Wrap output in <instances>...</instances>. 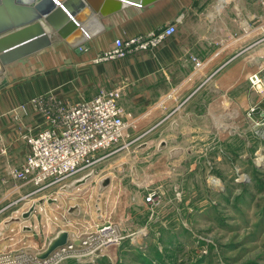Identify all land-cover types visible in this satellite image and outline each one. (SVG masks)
Wrapping results in <instances>:
<instances>
[{
    "label": "crops",
    "instance_id": "crops-1",
    "mask_svg": "<svg viewBox=\"0 0 264 264\" xmlns=\"http://www.w3.org/2000/svg\"><path fill=\"white\" fill-rule=\"evenodd\" d=\"M178 15L183 19L176 34L153 52L94 62L116 38L146 34ZM85 23L87 37L80 45L56 41L8 65L0 75V139L8 150L7 157L0 154V170L20 165L27 153L26 143L15 140V123L5 115L43 94L77 102L122 88L119 104L141 127L135 134L158 138L154 153L169 149L191 175L200 170L194 148L202 153L204 142L198 140L211 137V124L230 144L232 136L238 138L239 127L245 135L246 122L264 119V96L254 93L249 83L253 74L264 78V5L259 0H157L145 7L127 5L108 16L93 14ZM23 121L39 125L42 119L30 114ZM217 123L235 128L220 131ZM34 190L21 186L20 194L30 195L25 205L0 214L1 248L5 231L19 218L31 219L38 206L49 209L57 202L51 194L37 196L49 189L32 194ZM34 204V212L24 217Z\"/></svg>",
    "mask_w": 264,
    "mask_h": 264
},
{
    "label": "rangeland",
    "instance_id": "rangeland-1",
    "mask_svg": "<svg viewBox=\"0 0 264 264\" xmlns=\"http://www.w3.org/2000/svg\"><path fill=\"white\" fill-rule=\"evenodd\" d=\"M251 122L243 126L245 135L239 127L238 138L228 140L230 148L212 124L211 137L198 140L204 142L202 153L208 148L212 158L221 155L210 171L221 179L219 187L210 184L215 179L207 177L202 157L200 170L191 175L169 149L154 153L158 138L137 136V123L125 144L99 153L97 162L64 182L63 190L56 185L47 195L37 194H51L57 202L49 209L34 204L31 219L11 225L0 259L33 264L58 232L67 231L69 242L88 240L91 249L57 256L53 264H264V186L258 191L250 177L252 165L264 175V133L254 123L264 124V119ZM194 149L198 161L202 153ZM241 174L247 178L240 179ZM150 192L159 196L156 207L144 202ZM140 229L145 234L137 236ZM107 232L113 242L104 246Z\"/></svg>",
    "mask_w": 264,
    "mask_h": 264
},
{
    "label": "built area",
    "instance_id": "built-area-1",
    "mask_svg": "<svg viewBox=\"0 0 264 264\" xmlns=\"http://www.w3.org/2000/svg\"><path fill=\"white\" fill-rule=\"evenodd\" d=\"M259 1L264 5V0ZM182 19L183 15H178L172 22L146 34L120 36L114 40L111 49L97 56L94 62L123 60L131 54L153 52L176 34ZM249 83L253 91L264 96V78L253 74L249 77ZM122 92V88L116 87L101 91L90 100L77 102H62L54 95L43 94L11 108L5 116L15 123L17 133L15 140L16 142L23 140L26 143L27 153L20 165H8L3 171L0 170V214L30 196L20 194L21 186L34 188L32 194L56 185L63 188L65 181L97 162L95 158L99 153L112 150L118 144H125L131 138L130 130L136 129V121L119 104ZM30 114L39 115L42 119L41 124L26 125L23 119ZM255 126H260L264 133V124L255 123ZM250 132L257 134V131ZM260 138L264 140V135ZM211 150L205 148L200 158H203L208 172L207 177L215 179L209 183L213 187H219L221 179L213 176L210 171L215 170L216 163L221 161V155L212 158L209 154ZM221 152L219 149V153ZM0 154L8 156L7 147L2 139ZM244 178L247 176L241 174L240 179ZM11 182L13 185L9 184ZM158 199L156 192H150L144 202L147 206L156 207V204L160 203ZM110 233L107 232L104 236H109L102 242L104 246L113 242ZM143 234L145 229H140L137 236ZM78 243L75 245V242H69L55 250L45 260H39L35 256L33 264H53L57 256H65L67 253L79 255L83 247H86L84 250L91 249L88 240H78ZM21 258L23 256L20 255L19 259ZM10 261L8 257H3L0 264H14Z\"/></svg>",
    "mask_w": 264,
    "mask_h": 264
},
{
    "label": "water",
    "instance_id": "water-1",
    "mask_svg": "<svg viewBox=\"0 0 264 264\" xmlns=\"http://www.w3.org/2000/svg\"><path fill=\"white\" fill-rule=\"evenodd\" d=\"M156 1L0 0V75L8 65L49 48L56 41L80 45L86 39L83 26L93 14L108 16L130 4L145 7ZM33 211L34 206L24 217ZM68 243L69 233L60 231L36 258L45 260Z\"/></svg>",
    "mask_w": 264,
    "mask_h": 264
},
{
    "label": "trees",
    "instance_id": "trees-1",
    "mask_svg": "<svg viewBox=\"0 0 264 264\" xmlns=\"http://www.w3.org/2000/svg\"><path fill=\"white\" fill-rule=\"evenodd\" d=\"M226 149H227V144H226ZM252 171L250 172V177L252 179V182H254L255 187L258 191H260L261 187L264 186V181H262V175L260 171H258V168L252 165ZM219 178V177H218ZM246 192L248 191L247 189L245 190ZM95 264H102L101 262H96ZM105 264V263H103Z\"/></svg>",
    "mask_w": 264,
    "mask_h": 264
},
{
    "label": "bare ground",
    "instance_id": "bare-ground-1",
    "mask_svg": "<svg viewBox=\"0 0 264 264\" xmlns=\"http://www.w3.org/2000/svg\"><path fill=\"white\" fill-rule=\"evenodd\" d=\"M131 5V4H130ZM86 34H87V32H86ZM89 35V34H88ZM261 161L260 162H264V159H260Z\"/></svg>",
    "mask_w": 264,
    "mask_h": 264
}]
</instances>
